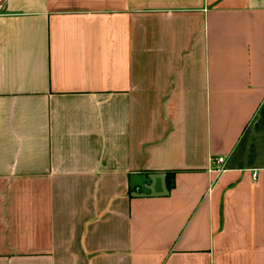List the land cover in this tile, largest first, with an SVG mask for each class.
<instances>
[{
  "label": "crops",
  "instance_id": "obj_1",
  "mask_svg": "<svg viewBox=\"0 0 264 264\" xmlns=\"http://www.w3.org/2000/svg\"><path fill=\"white\" fill-rule=\"evenodd\" d=\"M0 264H264V0H0Z\"/></svg>",
  "mask_w": 264,
  "mask_h": 264
},
{
  "label": "built area",
  "instance_id": "obj_2",
  "mask_svg": "<svg viewBox=\"0 0 264 264\" xmlns=\"http://www.w3.org/2000/svg\"><path fill=\"white\" fill-rule=\"evenodd\" d=\"M225 163H226V159L223 157H219L213 160V165H215V171L218 174H221L225 171Z\"/></svg>",
  "mask_w": 264,
  "mask_h": 264
},
{
  "label": "trees",
  "instance_id": "obj_3",
  "mask_svg": "<svg viewBox=\"0 0 264 264\" xmlns=\"http://www.w3.org/2000/svg\"><path fill=\"white\" fill-rule=\"evenodd\" d=\"M168 177V189H169V191H171L172 189H173V182H171V180H170V176L168 175L167 176Z\"/></svg>",
  "mask_w": 264,
  "mask_h": 264
}]
</instances>
